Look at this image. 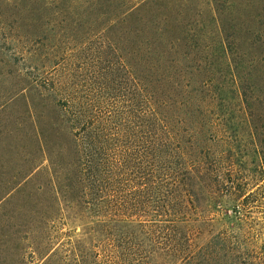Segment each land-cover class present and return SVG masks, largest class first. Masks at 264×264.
Returning <instances> with one entry per match:
<instances>
[{"label":"rangeland","instance_id":"rangeland-1","mask_svg":"<svg viewBox=\"0 0 264 264\" xmlns=\"http://www.w3.org/2000/svg\"><path fill=\"white\" fill-rule=\"evenodd\" d=\"M237 11L261 19L264 37V0H0V264H110V253L125 251L146 257L140 264H193L171 255L177 230L191 233L200 259L207 243L227 234L224 264L237 253L250 264L254 245L241 225L253 223L264 243L262 159L241 89L228 82L220 38L201 37L199 29ZM175 15H186L184 33L198 46L184 48L170 36ZM60 80L79 99L130 116L123 149L131 196L145 189V197L155 196L148 179L157 181L161 143L190 147L199 127L214 139L207 135L205 147L235 163L236 183L250 185L219 195L194 187L183 222L155 214L142 217L145 224L136 216L107 220L86 202L82 141ZM179 154L188 155L183 148Z\"/></svg>","mask_w":264,"mask_h":264},{"label":"trees","instance_id":"trees-1","mask_svg":"<svg viewBox=\"0 0 264 264\" xmlns=\"http://www.w3.org/2000/svg\"><path fill=\"white\" fill-rule=\"evenodd\" d=\"M178 16L181 19L177 15L173 16L170 25L173 31L170 36L184 48L197 45L188 33H184L183 18L186 15ZM250 17L240 11L226 16H212V23H204L199 29L201 37L213 32L220 38L217 47L222 49L221 53L228 63V82L232 85L238 84L243 102L253 119L251 121L257 149L262 159L261 171L264 173V37L259 35L262 31L261 19ZM152 19L157 21L158 17ZM162 20L164 24L169 23L168 17L167 20L166 17H162ZM159 24L160 22L157 27L161 29ZM157 34L163 40L170 39L167 32L157 31ZM227 52H235V56L232 57ZM208 83L209 81L207 85ZM230 89L232 92L235 90L233 87ZM59 92L62 95V104L70 115L71 127L82 141L84 152L82 173L86 186V202L95 207V212L102 213L107 220H115V217H118L116 221H127L136 216L140 224H145L141 218L155 214L163 217L172 216L167 220L173 224L183 222L188 220L189 211L194 208V187L206 189L210 195H219L224 190L227 193H237L236 191L239 193L245 188V184L246 187L250 185L249 182L236 183L232 177L236 169L235 163L226 165L227 157L224 153L216 155L211 152V146L205 147L209 142L205 139L207 135L209 139H214L209 136L210 129L203 130L199 127L196 131L199 136L195 135V140L189 141L190 147L184 146L186 144L184 141L173 143L168 138L167 142L161 143L163 146L160 148L152 171V177L155 176L157 181L154 178L148 179V182H151L150 189L152 192L155 191V196L145 197L143 192L147 193V189L143 192L139 190V199L138 193L131 196L130 177L127 174L129 171L125 167L126 154L123 149V137L128 134L127 125L130 116L128 117L116 105H108L94 99L90 101L79 99L64 90V83L61 80ZM181 148L189 156L184 157L183 154H179ZM260 181L262 180L258 179L253 185H258ZM143 184L144 181L141 179L139 185ZM241 228L254 245V249L250 250L252 251L250 264H264V243L259 244L261 238L258 234H254L255 225L246 222ZM228 239L227 234L225 236L220 234L217 241L212 240L207 243L206 247H203L205 251L201 259L192 252L189 231L177 230L171 235L168 245L171 255L183 262L192 259L193 264H224V255L220 249L224 248L229 254L231 241ZM159 243L167 244L163 241ZM219 243L222 245H218ZM145 258L136 251H125L121 254L110 253L108 261L110 264H140V261L146 260ZM235 258L233 264H244V262L248 264L247 260L243 259L246 258L245 256L241 257L237 253Z\"/></svg>","mask_w":264,"mask_h":264}]
</instances>
